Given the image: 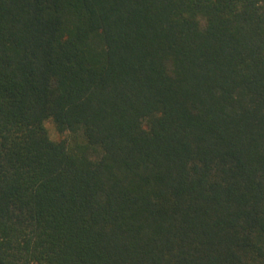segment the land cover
<instances>
[{
  "label": "trees",
  "instance_id": "1",
  "mask_svg": "<svg viewBox=\"0 0 264 264\" xmlns=\"http://www.w3.org/2000/svg\"><path fill=\"white\" fill-rule=\"evenodd\" d=\"M0 264H264V0H0Z\"/></svg>",
  "mask_w": 264,
  "mask_h": 264
},
{
  "label": "rangeland",
  "instance_id": "2",
  "mask_svg": "<svg viewBox=\"0 0 264 264\" xmlns=\"http://www.w3.org/2000/svg\"><path fill=\"white\" fill-rule=\"evenodd\" d=\"M45 126L48 130L49 136L52 137V139L58 140L61 138V136L56 132L51 122H46ZM66 137V136H65Z\"/></svg>",
  "mask_w": 264,
  "mask_h": 264
}]
</instances>
